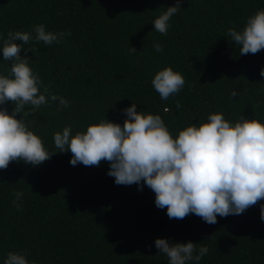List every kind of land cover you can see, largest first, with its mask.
<instances>
[{
  "label": "trees",
  "instance_id": "obj_1",
  "mask_svg": "<svg viewBox=\"0 0 264 264\" xmlns=\"http://www.w3.org/2000/svg\"><path fill=\"white\" fill-rule=\"evenodd\" d=\"M175 4L0 0V50L9 32L32 34L23 47L37 50L26 55L42 81L40 92L48 88V103L35 111L26 106L24 119L54 153L37 166L21 160L0 169V264L9 252L25 254L29 264H169L155 246L158 238L192 241L194 255L208 248L199 262L186 264H264V199L242 214L217 216L215 224L195 214L170 219L143 182L142 190L141 184L117 185L107 174L109 162L73 166L72 153L55 147L54 134L67 126L75 135L103 119L123 125V110L133 103L138 112L160 115L173 137L216 112L233 123L241 116L264 121V49L240 55L241 45L228 35L243 31L264 0H182L167 34L154 30V20ZM37 25L65 35L46 45L35 40ZM11 66L0 51V75L8 76ZM169 66L186 82L165 100L152 80ZM53 94L68 106L52 101ZM0 107L11 113L15 105ZM16 192L23 195L17 199Z\"/></svg>",
  "mask_w": 264,
  "mask_h": 264
},
{
  "label": "clouds",
  "instance_id": "obj_2",
  "mask_svg": "<svg viewBox=\"0 0 264 264\" xmlns=\"http://www.w3.org/2000/svg\"><path fill=\"white\" fill-rule=\"evenodd\" d=\"M181 4L182 0H176L175 6L167 7L154 20V30L166 35L168 22ZM34 31L35 40L46 45L59 42L65 35L47 32L44 25L35 26ZM228 35L230 41L241 45L240 55L260 52L264 49V9L248 19L243 31L230 29ZM32 39L29 32H9L0 50L4 61H12L10 74L0 75V105H15L11 113L7 107H0V169L6 170L11 162L21 160L37 166L54 154L46 150L24 119L30 114L26 106L35 111L48 103V88L40 92L42 81L26 55L37 50L23 47ZM154 47L162 51L160 44ZM131 51L137 52L134 47ZM260 75L264 76V69ZM185 82L184 76L169 66L155 75L152 86L166 100L178 93ZM50 99L59 100L61 107L68 106L63 97L53 94ZM123 111L127 116L123 125L103 119L75 135L71 126L65 127L62 133L54 134L55 147L59 152L72 153L73 166L82 163L98 167L101 161L109 162L107 174L115 178L117 185L143 182L155 193L156 206L166 208L170 219L195 214L215 224L217 216L242 214L264 199V121L241 116L233 123L222 112H216L208 116L207 122L191 124L173 137L160 115L138 112L136 103ZM22 195L15 193L17 199ZM260 216L264 220V205ZM155 246L167 256L169 264L199 262L208 252L202 246L194 255L196 243H170L166 238L156 239ZM4 264L29 261L23 253L9 252Z\"/></svg>",
  "mask_w": 264,
  "mask_h": 264
}]
</instances>
